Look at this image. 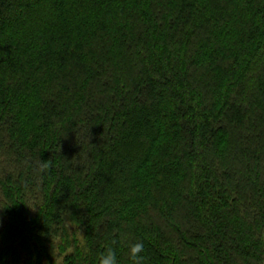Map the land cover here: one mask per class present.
Wrapping results in <instances>:
<instances>
[{
	"label": "trees",
	"instance_id": "16d2710c",
	"mask_svg": "<svg viewBox=\"0 0 264 264\" xmlns=\"http://www.w3.org/2000/svg\"><path fill=\"white\" fill-rule=\"evenodd\" d=\"M264 264V0H0V264Z\"/></svg>",
	"mask_w": 264,
	"mask_h": 264
},
{
	"label": "clouds",
	"instance_id": "9594fccd",
	"mask_svg": "<svg viewBox=\"0 0 264 264\" xmlns=\"http://www.w3.org/2000/svg\"><path fill=\"white\" fill-rule=\"evenodd\" d=\"M144 244L142 241H137L129 247V257L133 264H142L145 260L143 255ZM100 264H118V259L115 250L112 247H108L105 253L101 254Z\"/></svg>",
	"mask_w": 264,
	"mask_h": 264
}]
</instances>
